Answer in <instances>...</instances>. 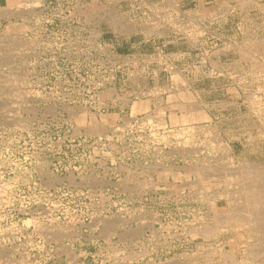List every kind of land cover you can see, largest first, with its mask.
Wrapping results in <instances>:
<instances>
[{"label": "rangeland", "instance_id": "rangeland-1", "mask_svg": "<svg viewBox=\"0 0 264 264\" xmlns=\"http://www.w3.org/2000/svg\"><path fill=\"white\" fill-rule=\"evenodd\" d=\"M53 1L0 0V264H264L254 1Z\"/></svg>", "mask_w": 264, "mask_h": 264}, {"label": "crops", "instance_id": "crops-1", "mask_svg": "<svg viewBox=\"0 0 264 264\" xmlns=\"http://www.w3.org/2000/svg\"><path fill=\"white\" fill-rule=\"evenodd\" d=\"M254 3H255V6L254 7H247L246 11L249 12V13H252L254 11H257L259 13H261V15L263 16L264 18V0H253ZM124 2V0H119V2H116V5L118 6L119 10H122L123 6H122V3ZM215 2V8L217 10H220L221 7H223L225 10H228L232 13L234 12H243L244 11V8L243 7L244 5H239L240 3H238L239 1H235L234 0H214ZM221 2H224V6H221ZM152 9V6L146 2V0H129L128 2V10L129 11H133V12H136L137 10H141V9ZM180 10L183 9V4L180 8H178ZM260 18V17H258ZM178 23L180 27H183V21H179ZM164 25V23H163ZM162 25V26H163ZM152 25L151 23H148V28H150ZM132 35H130L128 38L132 37ZM160 38H163V35L159 36ZM119 38H125V37H122L121 35H119ZM152 38V36L150 35L148 37V40ZM263 38L260 39V41H262ZM259 60H260V63L262 64V66L264 65V56L263 57H259ZM152 63L151 62H148V71H150V68H151V65ZM233 75H230V77H232Z\"/></svg>", "mask_w": 264, "mask_h": 264}, {"label": "built area", "instance_id": "built-area-1", "mask_svg": "<svg viewBox=\"0 0 264 264\" xmlns=\"http://www.w3.org/2000/svg\"><path fill=\"white\" fill-rule=\"evenodd\" d=\"M48 1V7L50 8L51 7V4L54 2L53 0H46ZM43 2V0H42ZM44 7H46L44 5ZM47 8V7H46ZM124 59H127L129 61H132V58L130 56H126V57H122L120 61L124 60ZM125 61V60H124ZM134 65H132V62H130L128 65L126 63H122V62H119V66H118V71H121V70H126V69H130L133 68ZM136 66V65H135ZM139 67V66H138ZM134 70L137 69L136 67L133 68Z\"/></svg>", "mask_w": 264, "mask_h": 264}, {"label": "bare ground", "instance_id": "bare-ground-1", "mask_svg": "<svg viewBox=\"0 0 264 264\" xmlns=\"http://www.w3.org/2000/svg\"><path fill=\"white\" fill-rule=\"evenodd\" d=\"M141 108H144V107H142L141 105H137V111L138 110H140ZM196 118V117H195ZM192 120V119H191ZM162 122V121H161ZM186 122H188L187 120H186ZM93 123V122H92ZM185 123V122H184ZM96 124V123H95ZM95 126V125H94ZM92 128H93V125H92ZM97 128V127H96ZM96 131V130H95ZM100 132V131H99ZM98 133V132H97ZM262 194V193H261ZM257 195H259V194H257Z\"/></svg>", "mask_w": 264, "mask_h": 264}]
</instances>
